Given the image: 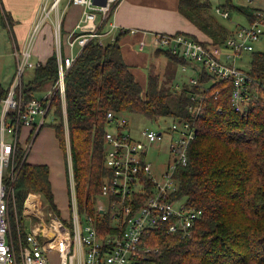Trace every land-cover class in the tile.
Wrapping results in <instances>:
<instances>
[{"label": "trees", "instance_id": "16d2710c", "mask_svg": "<svg viewBox=\"0 0 264 264\" xmlns=\"http://www.w3.org/2000/svg\"><path fill=\"white\" fill-rule=\"evenodd\" d=\"M216 8L233 11L245 23L255 18V8L234 6L231 0ZM210 9L211 3L206 0L179 2V12L214 44H221L238 22H232V28H228L216 20ZM0 24L11 28L1 0ZM126 33H117L112 42L106 41L103 46L96 40L89 42L66 71L65 121L63 100L58 93L51 103L50 126L62 151L68 139L80 216L96 214L95 206L105 177L107 113L115 117L130 114L148 124L192 118L187 109L188 94L195 88L183 81L178 87L172 71L173 66L186 62L161 50L159 54L168 63V77L166 74L161 78L156 67L150 66L143 89L123 59L119 39ZM246 55L249 56L246 63L237 62L236 66L254 80L248 112L236 113L231 106L232 81L219 82L216 87L221 96L208 102L206 113L196 122L187 164L176 170L177 196L201 209L203 218L190 236L171 235L164 230L147 236L142 245L150 248L151 253L141 258L140 264H264V53L255 50ZM57 78V59L52 54L44 63L36 65L33 78L24 83L23 100L28 102L44 93ZM6 92L0 85V98ZM219 107L223 114L217 113ZM12 186L20 223L24 202L31 193L41 195L58 217L47 165L30 164L19 158ZM96 219L99 233L109 230L108 216L97 215Z\"/></svg>", "mask_w": 264, "mask_h": 264}, {"label": "built area", "instance_id": "2783aa9c", "mask_svg": "<svg viewBox=\"0 0 264 264\" xmlns=\"http://www.w3.org/2000/svg\"><path fill=\"white\" fill-rule=\"evenodd\" d=\"M60 2L62 0H54L48 9L46 2L40 22L50 11L60 14ZM99 2L102 0H68L66 7L72 4L82 10L66 39L70 53L64 55L62 52V29L57 22L54 35L58 78L47 91L28 102L23 100L21 89L25 71L37 65L32 60L33 47L42 22L32 28L21 48L14 49L15 74L6 95L0 98V264H51L48 258L51 252L57 254L58 264H140L141 258L151 253V249L142 244L152 233L164 230L171 235L190 236L203 218V211L177 196L175 174L179 166L187 164L188 148L196 135V122L206 113L208 102L221 96L216 85L226 80L233 84L230 102L234 111L248 112L254 80L236 65L237 62L246 63L242 56L254 52L255 44L264 36V0H248V5L256 9L254 20L236 23L221 44L194 40L184 33L153 34L154 47L184 60L186 63L180 65L181 70L192 73L186 82L190 88H195L188 94L187 109L192 118L159 121L134 130L125 117L107 113L105 177L95 206L96 214L83 217L78 214L73 170L69 166V218L55 217L46 205L45 211L43 203L36 198L28 208V199L34 194L31 193L24 202V215L33 216L35 220L29 232L24 233L17 219L15 238L10 231V217L15 212L12 185L17 160H27L32 139L46 125L47 118L52 119L51 103L56 93L63 100L65 121V73L81 50L93 40L103 46L124 31L113 22L120 0ZM215 13L224 20L229 18V12L220 8H216ZM137 32L129 31L132 35ZM145 45L146 42L140 40L138 48L141 50ZM217 113L223 114L221 107ZM24 128H29L30 132L21 140ZM163 149H166V162L158 163L155 172L151 155L153 152L162 155ZM97 215L108 216L110 220V228L103 234L99 233Z\"/></svg>", "mask_w": 264, "mask_h": 264}, {"label": "crops", "instance_id": "0c3cea01", "mask_svg": "<svg viewBox=\"0 0 264 264\" xmlns=\"http://www.w3.org/2000/svg\"><path fill=\"white\" fill-rule=\"evenodd\" d=\"M1 1L3 8L9 15L11 21V28L8 26L5 28L0 24V85H2L5 89H8L15 74L17 65V61L14 56L15 47L21 48L24 45L32 28L43 18L44 12H42V6L47 2L48 9L54 0ZM207 1L210 3L212 2V0ZM179 2L180 0H120L117 6V10L113 16V22L121 30L123 29L124 31H127V33L121 35L119 39V45L121 47L123 59L130 67L135 79L143 89L145 88L147 82V75L144 74L143 70L146 69L147 66V70H149V67L155 62V59L159 56L162 57V55L159 54L161 50H157L152 43L153 34L185 33L196 37H198V34H200V30L179 12ZM67 4L68 0H66L64 5H62V2H60V14L50 11L47 18L43 22L41 21L42 24L40 25V30L33 47L32 60L35 64L44 63L52 54L57 53L54 35L57 22L61 23L63 37L61 46L62 52L64 55L70 53V50L66 44V39L68 34L73 30L76 23L80 19L82 10L79 6L72 4L66 7ZM64 9L65 12L63 11ZM61 12H64V14ZM130 30H137L138 32L132 35L129 33ZM140 40H144L146 42V45L141 50L138 48V43ZM73 52H75V50H73ZM42 128L32 139L31 147L27 156V162L30 164H44L48 166L49 180L54 196V204L59 212L58 218L61 220H66L70 216L69 185L66 170L65 207L68 216L65 219L62 218L61 215L62 198L60 193L54 189V175H52L50 171L53 165L50 163L49 157L45 152L40 154L38 150L34 154L35 158L28 161L29 154L34 147V144L38 140L40 133L42 132ZM51 129L54 137L53 140L59 147L58 140L55 136V131L52 127ZM29 132V128H24L22 130L21 140H24ZM41 143L44 144L43 139ZM39 147H41V144ZM32 195L34 198L39 199L40 202L43 203L40 195L31 194V196ZM26 219L29 222H33L34 217L30 215H25L22 217L21 226L24 233L29 232L30 229L28 227V230H26V227L24 226ZM48 258L51 264H54L57 261L59 262L58 256L55 252H51L48 255Z\"/></svg>", "mask_w": 264, "mask_h": 264}, {"label": "rangeland", "instance_id": "374dc122", "mask_svg": "<svg viewBox=\"0 0 264 264\" xmlns=\"http://www.w3.org/2000/svg\"><path fill=\"white\" fill-rule=\"evenodd\" d=\"M65 2H66V0L62 1V5H64ZM225 2H226V0H212L210 11H211V14L216 18V20L228 28H232V25H233L232 22H234V23H236V22L245 23L246 21H244V19H241L233 11H229L230 12V20L229 21L222 19L218 14L215 13V8L219 5H223ZM231 2L234 6H246V5H248V0H231ZM198 37L201 38V40L204 39L205 41H212V39L210 37L206 36L202 31H200V34H198ZM255 50L257 52L264 53V36L260 39L259 42H257L255 44ZM244 59L248 60L249 56L246 55L244 57ZM151 66L156 67V72H158L160 74L161 78L164 77L166 74L168 77V71H169L168 63L162 57L159 56L158 58H156L155 62ZM147 69H148V66L146 67V69L143 70L145 75H147V73H148ZM172 71H174L173 76L175 75V81H177L179 85H181L182 81L188 82V79L192 76L191 72H183L179 65L173 66ZM32 78H33V70H26L24 73V82L26 83V82L30 81ZM125 118L129 121L131 127L134 130H137L141 127L148 125V122L146 120H144L143 118L134 117L133 115H130V114H126ZM50 125H51V119H50V117H48L46 120V125L42 128V132L40 133L38 140L34 144V147L32 148L31 153L29 154L28 161L35 158L34 154L38 150H39L38 152L40 154L45 152L47 154V156L49 157V161L53 165V167L50 166L51 167L50 171H51V174L54 175V178H53L54 189H56V191L58 193H60V196L62 198L61 199V201H62L61 215H62V218L66 219L68 216V213H67L66 207H65L66 206L65 170H66L67 177H68L69 166H71V168H72L70 148H69L68 140L66 139L65 151H61V149L58 147V145H56V142H54V140H53L54 137H53V134L51 132L52 129H51ZM42 139L44 141V144L41 143ZM40 144H41V147H39ZM163 152H164V154H162L163 156L157 152H153L151 155L153 170L155 172L158 168L157 167L158 163L164 164L166 162V149H163ZM62 154H63L64 160L62 159ZM65 159H66V163H65ZM69 163H71V164L69 165ZM162 167L163 166H161V168ZM41 199L44 200L42 197H41ZM45 205L47 207V210H50L48 208L47 204L43 202L42 207L44 209H45ZM13 211H15V210H13ZM45 211H46V209H45ZM23 216H25L24 215V206H23V210L21 213V217H23ZM54 216L57 217V215L55 213H54ZM81 217H83V216H81ZM18 218L19 217L17 216L16 212H14L10 217V231L13 234H14V232L17 233V219ZM18 220L20 221V218ZM12 221H14L13 224L15 226V231L12 228ZM25 221H26V223L24 226L26 227V230H28V227L29 228L31 227L30 226L31 221L29 222L27 219ZM82 224H83V219H82ZM54 264H58V261Z\"/></svg>", "mask_w": 264, "mask_h": 264}, {"label": "bare ground", "instance_id": "6f19581e", "mask_svg": "<svg viewBox=\"0 0 264 264\" xmlns=\"http://www.w3.org/2000/svg\"><path fill=\"white\" fill-rule=\"evenodd\" d=\"M34 199L33 196H31L29 199H28V203H27V206L29 208V206L32 204V200Z\"/></svg>", "mask_w": 264, "mask_h": 264}, {"label": "water", "instance_id": "95a60500", "mask_svg": "<svg viewBox=\"0 0 264 264\" xmlns=\"http://www.w3.org/2000/svg\"><path fill=\"white\" fill-rule=\"evenodd\" d=\"M99 3L104 4V0H102V2H99Z\"/></svg>", "mask_w": 264, "mask_h": 264}]
</instances>
